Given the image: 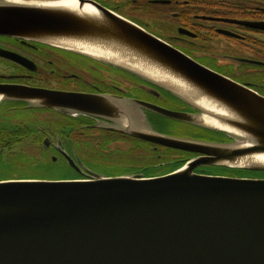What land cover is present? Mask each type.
Masks as SVG:
<instances>
[{
  "label": "water",
  "instance_id": "water-1",
  "mask_svg": "<svg viewBox=\"0 0 264 264\" xmlns=\"http://www.w3.org/2000/svg\"><path fill=\"white\" fill-rule=\"evenodd\" d=\"M32 1L51 0H0V36L62 48L67 42L82 43L111 52L126 64L180 82L189 97L172 82L89 57L163 88L195 112L119 96L12 84L0 85V102L23 101L29 107L99 117L109 123L101 128L199 155L160 176H106L89 170L85 179L1 180L0 264H264V178L195 172L200 166L264 172V163L256 160L264 157V95L96 0H78L79 8L91 5L94 13ZM225 21L264 31V21ZM8 57L29 67L24 58ZM199 100L211 108L199 106ZM137 105L226 140L169 135L140 116ZM206 117L224 127L206 122Z\"/></svg>",
  "mask_w": 264,
  "mask_h": 264
},
{
  "label": "flooded vegetation",
  "instance_id": "flooded-vegetation-1",
  "mask_svg": "<svg viewBox=\"0 0 264 264\" xmlns=\"http://www.w3.org/2000/svg\"><path fill=\"white\" fill-rule=\"evenodd\" d=\"M96 1L108 8L115 10L116 12H119L118 8L120 9L122 7L120 5L114 7L107 6L100 0ZM131 1L134 3V5L138 6L137 8H141L145 11H148L151 6H161L163 9L157 11V14H160L161 17H172L176 19V22L173 24V28L161 29V31L166 32L163 34L156 33L158 28L152 29L151 24L149 26V24L146 22L144 23L143 21L139 20L137 23L142 25L149 32L167 41L206 67L226 75L234 80L236 79L234 76H232V74L222 72V70L214 68L209 63L217 62L222 66H235L237 68H244L246 69V73L259 74V77H256L259 79L257 82L255 81L254 83L243 84H252L257 92L264 95V73L260 74V72H264V65L250 62H264V31L251 28L246 25L244 26L225 21L226 19H237L252 22L264 21V15L259 16L257 14V12L260 11L264 12V0H253V2L247 6L252 15L248 18L230 17L207 11L208 13L193 14L190 23H186L180 18V10L188 9L191 11L193 8H200L201 5H198L196 0H165L167 2L164 3H153L151 0ZM168 7H170V9ZM121 15L125 17L122 12ZM183 29L189 31L190 33H183L184 31H181ZM229 32L235 34L236 37L230 35ZM199 40L205 41L207 43L204 45L203 43H200ZM224 40L227 42L234 41L236 44V49L231 50L229 53L225 51L224 55L210 51L211 48H214L213 43H221ZM5 41H7V43H5ZM8 56H12L17 59H26L29 67L22 65L19 61L13 60ZM67 61L69 63L71 62L72 66H76L81 61L86 62V64L91 61L90 63L96 64L99 68H103L106 71H110L112 73L120 74L123 76L121 78H124L129 82V85L124 86L125 84L122 83L123 81L116 82L111 78L108 80L100 76H98V78L94 75L96 74L94 72L93 75L91 74L94 80L92 83L85 82V88L83 90H61L57 86L52 85L50 81L54 80L56 84H59L68 80L67 78H69V80L83 79L77 73L68 75V72L65 69V63ZM0 63L3 64L0 66L4 67V69L0 68V85H25L33 88L50 90L112 95L122 97L126 100L133 99L146 101L172 110L195 112V110L187 103L153 83L135 76L124 69L62 47L13 37L0 36ZM95 77L98 79H95ZM136 107L137 113L140 116L143 114L144 117H148L153 127L159 131L168 133L169 135L189 137L200 140H210V138H198L189 135L188 131L190 130H188V128L194 127L192 125L161 117L160 115L148 111L138 105ZM26 111H31L33 114L40 113L44 117L48 115L51 118L48 121L42 118V116L39 118L32 117L29 122H23L22 120L17 119L14 122V125L24 126L26 129L23 131V134H10L3 137L0 140V154L6 155L7 153H11L14 148H16V146L19 147L21 145V147H23L26 143H33L32 145H37V147L40 148V152L44 158L47 159V162L53 163L60 161L68 165L72 170L76 171L78 175L74 179L89 178L90 174L88 171H92L91 168L85 163L83 157L79 154L75 147H73L72 144H74L76 141L80 143V146L85 147L88 144H91L94 141L98 142L99 140L97 148L100 147L109 151L112 150L114 154L117 155L116 158H118V156L120 157V161L125 160L123 155H121L125 151V148L121 146L122 143L131 144L132 147L129 150L132 151L137 149L146 151V149H143L146 147L147 150H153L155 152V159H159L156 162L157 166L166 163L169 165V163L172 164L174 162H176V166H178L175 169H168L167 171L163 170L158 173L146 174L145 172L136 169L137 167L131 168V166L127 165L125 170L116 176L125 174L142 175L144 177L164 175L178 169L188 160L199 155L150 143L118 131L101 128L109 126V123L107 120L99 117L82 115L74 116L63 113L56 109L29 107V104L23 101L6 100L0 102V124L3 123L1 122L3 119H9L10 113L20 114ZM162 118H164L170 126H176L177 128L175 129H177L178 133H171L161 130L159 123L163 121ZM111 124L113 126L116 125L115 122H112ZM74 127H77V130L73 134L69 135V133H71V129ZM180 132H183V134H179ZM225 140L226 138L224 136H220L218 140L214 141ZM101 141L104 142L102 143ZM172 153L178 155L179 159H173ZM71 159L75 167H73L71 164ZM215 169L227 168L200 166L195 169V172L214 175H228L225 173H213V170ZM44 178L46 177H36L32 179ZM11 179L22 178L14 177Z\"/></svg>",
  "mask_w": 264,
  "mask_h": 264
},
{
  "label": "rangeland",
  "instance_id": "rangeland-1",
  "mask_svg": "<svg viewBox=\"0 0 264 264\" xmlns=\"http://www.w3.org/2000/svg\"><path fill=\"white\" fill-rule=\"evenodd\" d=\"M29 1V0H26ZM103 4L107 6H117L120 5L122 6L120 9L118 8V13L121 14V12L125 15L126 18L138 22L139 20L143 21L144 23L146 22L147 24L152 25V29L158 28L156 33H166L161 31L163 28H173L174 22H176V19L172 17H161L160 14L156 13H148V11H145L141 8H137L138 6L134 5V3L131 0H100ZM152 12V11H150ZM200 43H203L204 45L207 43L205 41L199 40ZM7 43V41H5ZM213 47L211 48L210 51L216 52L217 54L224 55L225 51L229 53L231 50L236 49V44L234 41H222L221 43H213ZM222 58V57H221ZM89 61L87 64L86 62H79L76 66H72L71 62L69 63L68 61L65 63V69L68 72V75H72L74 73H77L80 75L83 79H72L66 80L65 82H61L59 84H56L54 80H51L50 83L52 85L57 86L61 90H69V91H78V90H83L85 88V82H91L94 80L91 74L95 72L94 74L96 77L100 76L102 78H106L108 80L109 78L114 79L116 82L117 81H123L122 83L125 84L124 86H128L129 82L121 78V76L118 73H112L110 71H106L103 68L97 67L96 64L90 63ZM71 64V65H69ZM211 66L218 70H222V72H227L229 74H232L234 78L242 83H254L255 81L259 80L256 77H259L257 74L254 73H246V69L244 68H237L235 66H222L219 63H209ZM0 65H3L0 63ZM227 67V68H226ZM1 69H4L3 66H0ZM66 72V73H67ZM264 73V72H260ZM95 79H98L96 78ZM42 116L40 113H35L33 114L31 111H26L22 113H10L9 114V119H3L4 124H13L17 119L22 120L23 122H29L32 117L39 118ZM47 116V117H46ZM45 117L42 116L45 120H50L51 117L46 115ZM176 126H170L168 128H163L164 131L171 132V133H176L177 132ZM178 133V132H177ZM179 134H183V132H180ZM190 134V133H189ZM191 135H194L191 133ZM78 139V138H76ZM99 142V140H98ZM98 142L94 141L91 144H88L85 147L80 146V143L77 141L74 142L73 147L79 152V154L83 157L85 160V163L91 168L92 171L107 175V176H116L119 175L123 172V170L126 168L125 166L129 165H138V166H147L149 165L152 160L150 158L155 157V152L153 150H129L131 149V144H126L122 143L121 146L125 148L123 155V158L125 160L120 161V157L116 158L117 155L114 154V152L111 150H106L105 148H97ZM102 143L104 141H101ZM33 143H26L23 147L21 145L16 148L11 153H7L1 160L5 165L0 164V171L4 167H10L13 163L12 161V156H16V158H19L20 156H25L27 158V161L25 163H19L17 166L13 165L12 166V172L14 171H20L24 172L22 174L27 175V178H43L44 179H51V180H68V179H74L78 174L76 171L72 170L68 165H66L63 162H53L49 163L47 162V159L44 158V156L41 154V150L37 145H32ZM18 147V148H17ZM129 150V151H128ZM127 151V152H126ZM172 158L179 159L178 155H175L172 153ZM159 159H155L154 161H158ZM16 163V162H14ZM153 163V162H152ZM159 166V165H158ZM167 166L161 167L158 169L157 172L153 173H158L161 171H167L168 169L165 168ZM17 173V172H15ZM79 173V172H78ZM152 173V172H151ZM152 173V174H153ZM213 173H225V174H233L236 176H246V177H261L264 178V173L260 172H248V171H240V170H227V169H215L213 170ZM30 176V177H28Z\"/></svg>",
  "mask_w": 264,
  "mask_h": 264
},
{
  "label": "trees",
  "instance_id": "trees-1",
  "mask_svg": "<svg viewBox=\"0 0 264 264\" xmlns=\"http://www.w3.org/2000/svg\"><path fill=\"white\" fill-rule=\"evenodd\" d=\"M197 1V4L198 5H201L200 8H193L190 10H186V9H182L180 10V18L186 22V23H190L191 21V17H193V14H201V13H208L207 11L211 12V13H214V14H220V15H225V16H230V17H237V18H248L251 15V12L249 11L248 7L249 4L251 2H253V0H196ZM201 1V2H199ZM205 7H204V6ZM170 9V7H168ZM160 9H163V7L161 6H151L150 9H148V13H158L157 11H159ZM152 11V12H150ZM257 14L259 16H263L264 15V12H257ZM256 17V16H255ZM163 121H161L159 123V125L161 126V130L164 131L163 128H168L170 127V125L167 123V121L162 118ZM26 128L24 126H18V125H14L13 124H4V123H1L0 124V140L7 136V135H20V134H23V131L25 130ZM77 130V127H74L73 129H71V133H69V135L73 134L75 131ZM188 131L191 135V133H193L194 135H191L193 137H198V138H210V140H218L220 138V136H224L222 134H217V133H214V132H211V131H208V130H205V129H201V128H198V127H189L188 128ZM142 148H143V145H142ZM143 149H146L147 148H143ZM5 155H1L0 154V164L1 165H5L3 162H1L2 158L4 157ZM12 165L10 167H4L1 171H0V181L1 180H9L11 178H22V179H32V178H27V175H24L22 173L24 172H20V171H14L11 173L12 171V166L13 165H18L19 163H25L27 161V158L25 156H20L19 158H16V156H12ZM152 160V162L147 165V166H138V165H135V166H131L132 167H137L136 169H139L140 171L142 172H145L146 174H152L153 172H157L158 169H160V166L161 167H164V166H169L167 167V169H175L176 167V162L168 165V163L166 164H162L160 166H157V163L155 160V157L154 159L153 158H150ZM16 162V163H14ZM52 163V162H50ZM16 165V166H17ZM127 167V166H125ZM130 168V167H129ZM128 169V168H127ZM125 170V169H124ZM123 170V171H124ZM130 171V170H128ZM241 171V170H240ZM17 172V173H15ZM152 172V173H151ZM244 172V171H242ZM250 172V171H248ZM254 173V172H252ZM257 173V172H256ZM260 173H264V172H260ZM30 177V176H28Z\"/></svg>",
  "mask_w": 264,
  "mask_h": 264
},
{
  "label": "bare ground",
  "instance_id": "bare-ground-1",
  "mask_svg": "<svg viewBox=\"0 0 264 264\" xmlns=\"http://www.w3.org/2000/svg\"><path fill=\"white\" fill-rule=\"evenodd\" d=\"M12 2H16V3H25V0H9ZM31 4H47L50 6H62V7H66V8H70L73 10H80L82 12H87V13H94L96 10L94 9V7H92L91 5H85L83 8H79V3L78 0H51V1H32L30 2ZM58 47V46H57ZM63 48L68 49V50H74V51H78L79 53H83L86 54L88 56H92V57H98V58H102L108 61H116L118 63H122L126 66H129L131 68H134L135 70H138L140 72H142L143 74L154 78L155 80L158 81H164V82H168L174 84V86H176L178 88V90L185 96L189 97L190 95V91L188 89H186L185 86H183L180 82L177 81H171L169 79H167L166 77L159 75L158 73H156L155 71H150L146 69H142L133 65H129L124 63V61L120 60L118 58V56L114 55L111 52L108 51H103L101 49L98 48H94L82 43H72V42H67L65 45H63ZM197 104L199 106L207 107V108H211V106L203 100H199L197 102ZM206 122L213 124L214 126H219V127H224L222 125H220L217 121H214L212 119L209 118H205ZM256 160H258L260 163H264V157H257Z\"/></svg>",
  "mask_w": 264,
  "mask_h": 264
}]
</instances>
